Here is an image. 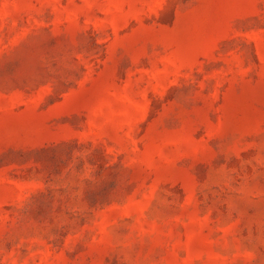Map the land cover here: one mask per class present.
I'll use <instances>...</instances> for the list:
<instances>
[{
    "label": "rangeland",
    "instance_id": "rangeland-1",
    "mask_svg": "<svg viewBox=\"0 0 264 264\" xmlns=\"http://www.w3.org/2000/svg\"><path fill=\"white\" fill-rule=\"evenodd\" d=\"M0 264H264V0H0Z\"/></svg>",
    "mask_w": 264,
    "mask_h": 264
}]
</instances>
